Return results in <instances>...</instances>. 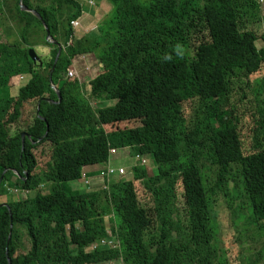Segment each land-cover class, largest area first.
Listing matches in <instances>:
<instances>
[{"label":"trees","instance_id":"16d2710c","mask_svg":"<svg viewBox=\"0 0 264 264\" xmlns=\"http://www.w3.org/2000/svg\"><path fill=\"white\" fill-rule=\"evenodd\" d=\"M15 1L0 41V196L17 198L0 203V264H237L213 224L232 240L237 203L264 264V0H107L81 37L89 0ZM3 17L0 3V29ZM37 47L50 53L35 62ZM78 60L104 69L69 77ZM126 150L130 178L69 187ZM104 205L117 247L89 250L109 237Z\"/></svg>","mask_w":264,"mask_h":264},{"label":"rangeland","instance_id":"374dc122","mask_svg":"<svg viewBox=\"0 0 264 264\" xmlns=\"http://www.w3.org/2000/svg\"><path fill=\"white\" fill-rule=\"evenodd\" d=\"M96 2V6L95 8L98 11V15L101 12L102 15H107L106 13L111 9V5H109V3L107 2V0H94ZM0 3L2 4V8L3 11L5 13V17H9L8 20L3 17L4 19L2 20V25L3 28L0 29V41L2 42H6V38L3 34L4 30H8L7 26L10 25V17L11 15L16 11V1L15 0H0ZM264 7V5H263ZM98 15L96 16V21H99L100 18L98 17ZM96 23L94 22L93 25H95ZM15 28H13L12 30H14ZM9 31V30H8ZM35 52L39 55L42 56V58L44 59L46 56L49 55L50 51L48 49H46V51L41 50L40 48H35ZM100 66V65H99ZM80 67H86L88 69H91V65L88 64L86 61L82 62L79 64L78 67L76 68H72V71L75 74V77L77 75H79L80 71ZM102 68V70H101ZM104 69V67H98V65H95L93 67V72L91 74V71L88 73V75H91V78H94L98 73L102 72ZM101 70V71H100ZM89 79V80H90ZM23 81L21 80L20 77H14L11 79L10 81V87L9 88H5L4 90H2V98L3 99H9L12 95L15 96L20 88V83H22ZM24 85V84H23ZM21 85V86H23ZM143 123L142 120H138V121H127V122H123V123H118V124H114L111 125L107 128V130H121V129H131V128H135L137 126H140ZM110 130V131H111ZM132 151V150H131ZM131 151H130V155H131ZM129 156V150H126L124 153L122 151H119L118 155L114 156V165L115 166H130V163L127 162L128 159H126ZM138 165L141 166L140 163H138ZM146 168H148V172L149 174H156L157 173V162L155 160H151L149 159V161L146 162L145 164ZM95 170H88L85 169L84 170V175L82 177L83 182L82 181H77V182H73V183H69V187L72 189H76V190H99V189H105L102 186V181H101V185L98 183V176L93 175V172ZM103 171L102 167H99V170L97 171L99 173V175L101 174V172ZM85 176V177H84ZM130 175L128 172L126 173L125 177L120 178L119 180H125L127 178H130ZM109 188V187H108ZM17 194V192H16ZM17 198V196H14L13 193H3L0 196V203L3 204H7L10 200H15ZM235 208H231V210H229L228 213L225 214V217L227 218L228 222L232 225L233 230H229V235L228 236H233L232 240H225L223 235L221 234L220 236V227H219V221L214 218L213 219V224L215 226V236H216V241L218 243H220L222 241L224 247L225 245H229L232 243H236L237 244V250L235 253V256H237V264H253V257L254 254L256 252V249L260 246L258 240L256 239V237L254 236V231L253 229H251L246 221V219L244 220V218L242 219L238 213V203L234 205ZM104 210H105V216H104V227L106 229H108L109 232V236L111 238V240H116L115 236L113 234L111 225H112V221H111V217L109 216V212H108V208L104 205ZM227 237V236H226ZM233 246V245H232ZM226 248V247H225ZM227 257H228V261L230 262V256L227 253ZM109 264H121L120 261L118 262H113V263H109Z\"/></svg>","mask_w":264,"mask_h":264},{"label":"built area","instance_id":"2783aa9c","mask_svg":"<svg viewBox=\"0 0 264 264\" xmlns=\"http://www.w3.org/2000/svg\"><path fill=\"white\" fill-rule=\"evenodd\" d=\"M73 26H77L76 23H72ZM78 76V75H77ZM69 77H75V74L73 71H70ZM112 154H115V150H111ZM137 163H140L141 166H145L146 160L144 158L138 157L136 160ZM104 174L102 175L101 181L102 186L105 188L104 190H108V187L115 181H118L120 178L125 177L126 173L128 172L127 167L124 166H115L112 163H107ZM116 240H111L110 236L108 238H104L98 243L93 244L89 247V250H96L99 248H108L113 247L116 248Z\"/></svg>","mask_w":264,"mask_h":264},{"label":"crops","instance_id":"0c3cea01","mask_svg":"<svg viewBox=\"0 0 264 264\" xmlns=\"http://www.w3.org/2000/svg\"><path fill=\"white\" fill-rule=\"evenodd\" d=\"M91 1V0H89ZM89 1H85V6L83 7L84 9V14H83V19L80 22V27L78 28V35L79 37L84 36L89 34L90 32H92L99 24L102 20L96 21V16L98 15V11L95 8V6L97 5H90ZM102 13L100 12L99 15H101ZM98 15V16H99ZM96 23L95 25H93V23ZM86 60H78L77 63L80 64L82 62H85ZM87 62V61H86ZM88 64H92L93 61L92 60H88L87 62ZM93 68V66L91 65V69ZM93 70L91 71L92 74ZM88 77H92L91 75H88ZM88 170H95L98 171L99 167H89L86 168ZM99 177V176H98ZM98 183L101 185V178H98Z\"/></svg>","mask_w":264,"mask_h":264},{"label":"water","instance_id":"95a60500","mask_svg":"<svg viewBox=\"0 0 264 264\" xmlns=\"http://www.w3.org/2000/svg\"><path fill=\"white\" fill-rule=\"evenodd\" d=\"M20 6H21V9H22L23 11H28V10L23 6V0L20 1ZM31 13H33V14H34L39 20H42V18H41L40 15H38V14H36V13H34V12H31ZM43 25H44V28H45V30H46V32H47V41H49L50 43L56 45V46L59 48V53H58V56H57V60H58L59 55L61 54L62 49H63V48H62V45H61L60 43H58L57 41H54V40L51 39L49 29L47 28V26H46L45 24H43ZM30 56H31V58L33 59V61H35V62L39 61V57L37 56V54L35 53L34 50H31V51H30ZM24 138H25V136L23 135V136H22V142H23V145H24ZM3 206H6V205H3ZM9 264H11L10 260H9Z\"/></svg>","mask_w":264,"mask_h":264},{"label":"bare ground","instance_id":"6f19581e","mask_svg":"<svg viewBox=\"0 0 264 264\" xmlns=\"http://www.w3.org/2000/svg\"><path fill=\"white\" fill-rule=\"evenodd\" d=\"M54 87V86H53Z\"/></svg>","mask_w":264,"mask_h":264}]
</instances>
